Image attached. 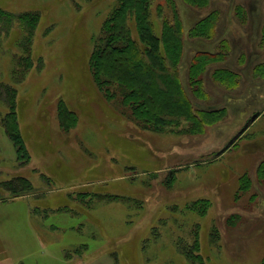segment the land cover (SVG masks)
Returning <instances> with one entry per match:
<instances>
[{
    "label": "rangeland",
    "instance_id": "rangeland-1",
    "mask_svg": "<svg viewBox=\"0 0 264 264\" xmlns=\"http://www.w3.org/2000/svg\"><path fill=\"white\" fill-rule=\"evenodd\" d=\"M173 2L183 80L197 52L216 54L222 39L231 48L203 74L206 97L190 94L219 115L199 130L144 129L99 87L91 60L118 0H0L37 17L29 67L25 26L0 32V264H264V0ZM212 9L215 36L190 37ZM220 66L237 86L215 79ZM13 89L27 162L4 125ZM17 176L33 190L12 198L5 182Z\"/></svg>",
    "mask_w": 264,
    "mask_h": 264
},
{
    "label": "trees",
    "instance_id": "trees-1",
    "mask_svg": "<svg viewBox=\"0 0 264 264\" xmlns=\"http://www.w3.org/2000/svg\"><path fill=\"white\" fill-rule=\"evenodd\" d=\"M186 1L196 7H210V0ZM173 3V0L168 3L157 0H118L103 25L101 42L91 60L92 69L99 87L109 97L119 95L142 128L168 131L187 121L189 129L199 130L215 122L219 115L196 108L190 94L197 99L206 97L203 74L214 60L227 58L231 48L228 41L222 39L219 50L214 52L216 54L197 52L189 63L187 79L183 80L180 67L185 51L186 30L181 13ZM239 9L243 11L242 6ZM154 12L162 17L159 30ZM221 14L222 11L212 9L206 16L198 18L188 29L190 37L211 39L218 31ZM36 19L34 13L12 14L0 8V32H8L16 21L26 28L25 54L19 58L21 68L35 62L29 45ZM133 28L137 31V38ZM213 76L224 86L232 87L237 86L240 75L230 67L220 66L215 69ZM112 87L113 90L110 89ZM12 91H7V98L14 110L6 114L4 125L17 150L18 159L27 162L30 153L14 107L15 89ZM5 186L12 198L33 190V184L25 176L14 177L5 182ZM198 243L196 239L195 244Z\"/></svg>",
    "mask_w": 264,
    "mask_h": 264
}]
</instances>
